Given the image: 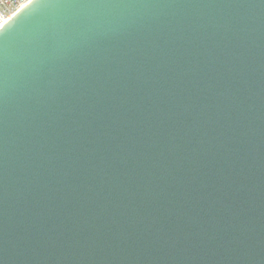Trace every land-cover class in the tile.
<instances>
[{"label": "water", "instance_id": "1", "mask_svg": "<svg viewBox=\"0 0 264 264\" xmlns=\"http://www.w3.org/2000/svg\"><path fill=\"white\" fill-rule=\"evenodd\" d=\"M0 264H264V0L17 12Z\"/></svg>", "mask_w": 264, "mask_h": 264}, {"label": "built area", "instance_id": "2", "mask_svg": "<svg viewBox=\"0 0 264 264\" xmlns=\"http://www.w3.org/2000/svg\"><path fill=\"white\" fill-rule=\"evenodd\" d=\"M27 4V0H0V25H5L11 20L10 17L12 18Z\"/></svg>", "mask_w": 264, "mask_h": 264}, {"label": "snow or ice", "instance_id": "3", "mask_svg": "<svg viewBox=\"0 0 264 264\" xmlns=\"http://www.w3.org/2000/svg\"><path fill=\"white\" fill-rule=\"evenodd\" d=\"M27 2H28V4H31L33 2V0H27ZM10 19H11V17H10ZM3 27H4V25H0V28H3Z\"/></svg>", "mask_w": 264, "mask_h": 264}, {"label": "bare ground", "instance_id": "4", "mask_svg": "<svg viewBox=\"0 0 264 264\" xmlns=\"http://www.w3.org/2000/svg\"><path fill=\"white\" fill-rule=\"evenodd\" d=\"M20 10H22V8H21ZM20 10H19V11H20ZM19 11H18V12H19Z\"/></svg>", "mask_w": 264, "mask_h": 264}]
</instances>
